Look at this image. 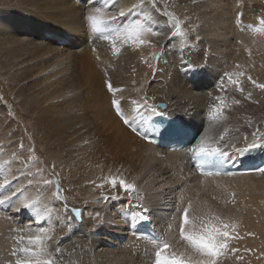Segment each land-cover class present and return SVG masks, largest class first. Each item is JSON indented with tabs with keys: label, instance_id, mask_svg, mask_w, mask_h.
<instances>
[{
	"label": "bare ground",
	"instance_id": "1",
	"mask_svg": "<svg viewBox=\"0 0 264 264\" xmlns=\"http://www.w3.org/2000/svg\"><path fill=\"white\" fill-rule=\"evenodd\" d=\"M55 2L50 3V9L63 7ZM136 2L139 5L122 20L102 26L115 29L113 35L107 39L98 36L101 41L115 36L116 40L131 27L129 19L134 17L153 30L141 37L144 43H139L137 51H130L131 80L112 78L111 85L118 89L111 93L106 84L102 85L91 51L87 50L89 57L86 53L67 55L68 61L85 71L80 98L84 102L77 100L80 110L74 115L62 116L52 109L43 117L45 126L35 125L33 133L46 159L55 165L64 189L95 202L113 190L107 184L102 189L97 185L115 175L135 185L131 201L117 187L113 192L125 198L104 203L99 200L96 208L87 206L77 223L73 212L63 216L56 211L52 200L48 201L50 195L40 183L35 184L40 172L30 177L28 167L18 166L16 150L2 143L0 184L5 180L11 183L0 191L4 196L22 191L0 205V264H15L13 248L30 246L27 239L18 242V238L37 235L41 224L56 234L64 229L55 241H45L58 264H153L156 244L134 236L132 230L150 217L158 237L170 243L169 254L188 252L179 236V224L189 203V227L194 224L200 230L205 224L218 223L213 219L217 215L226 223H235L237 227L229 231L238 238L231 241L238 250L249 252L248 264H264V180H258L264 171L200 176L181 151H162L141 136L149 134L147 124L155 114L166 113L183 116L194 125L195 147L205 140L211 148L240 157L234 149L253 143L252 133L257 129L255 142L264 144L260 139L264 133V89L248 81L251 76L257 84H264V31L255 30L264 28L258 20L264 17V0H155V6L152 0ZM77 12L71 16L76 18ZM237 13L243 14L240 24ZM72 25L76 32L82 27L76 21ZM53 36L70 48L75 42L70 37ZM230 72L243 73L233 77L241 82L243 92L227 82L224 74ZM221 81L226 91H221ZM217 97L224 103L220 104ZM113 99L120 101L123 115L113 108ZM237 100L239 103H234ZM150 102L159 109L150 113ZM158 102L166 108L161 109ZM214 106L223 109L216 118ZM125 119L130 123L125 124ZM30 201L37 202L39 215L36 210L24 209ZM129 203H140L148 211L141 218L139 209L129 207ZM57 247L61 253H56ZM17 255L23 258V253Z\"/></svg>",
	"mask_w": 264,
	"mask_h": 264
},
{
	"label": "rangeland",
	"instance_id": "2",
	"mask_svg": "<svg viewBox=\"0 0 264 264\" xmlns=\"http://www.w3.org/2000/svg\"><path fill=\"white\" fill-rule=\"evenodd\" d=\"M53 2L55 0H0V144L6 143L5 145L16 150L18 166L28 167L30 177L40 172L35 184L40 183L39 186L50 195L48 201L52 200L49 202L55 204L56 211L66 216L72 213V209H80L82 212L89 205L92 208L98 205L84 200L68 188L64 189L53 167L55 165L46 159L42 148L36 144L34 126L39 123L45 126L43 117L52 112V109L62 116L74 115L80 110L79 105L84 102L80 98L84 93L81 81L85 71L80 65L76 66L74 62L67 60V55L71 53H86L89 57L87 50L91 51L90 58L102 77V85L106 84L111 93L114 91L109 90L108 84H112V78L131 80L130 51H137L140 48L139 42H133L134 38L128 37L126 29L116 40L115 36L113 40L101 41L98 33L92 31L87 16L99 14L106 21L109 17L122 20L119 16L121 11L128 12L139 4L136 0H115L114 5L112 0H59L56 2L63 4V7L50 9L49 5ZM73 11H78L76 18L71 16ZM1 19L5 21L4 25ZM75 21L82 25L78 32L73 31L72 23ZM136 21L135 17L129 19V24L133 25ZM53 34L70 37L75 42L71 43L70 48L66 42L57 41ZM120 44L128 45L117 48ZM62 48L64 50H60ZM97 54L100 58L94 57ZM151 76L154 77L153 71ZM112 88L118 89L115 85ZM150 104V113L153 112L152 109H159L153 102ZM1 152L3 150L0 146ZM56 177L61 188L60 197L57 198L56 181L54 182ZM44 180H51V183L45 186ZM258 180L261 182L264 176H260ZM100 191L99 189L98 193ZM113 191L104 196L116 195ZM100 200L101 203L106 201ZM65 202L68 211H65ZM90 222L94 220L91 218ZM42 226L43 224L40 225ZM63 232L64 229L58 232L60 234L50 232L51 240L55 241ZM234 244L233 241L229 242L228 250L218 258L219 264H248L246 258L249 252L241 249L232 253L230 249H237ZM254 251L257 254L256 248Z\"/></svg>",
	"mask_w": 264,
	"mask_h": 264
},
{
	"label": "snow or ice",
	"instance_id": "3",
	"mask_svg": "<svg viewBox=\"0 0 264 264\" xmlns=\"http://www.w3.org/2000/svg\"><path fill=\"white\" fill-rule=\"evenodd\" d=\"M153 6H155V0H152ZM112 3L114 5L115 0H112ZM135 6H133L132 9H129L128 12L121 11L119 13V16L124 17L131 13ZM99 12V10H97ZM242 13H237V23L240 24ZM259 24L264 25V18H258ZM87 20L90 24V27L94 33H104L107 32L108 29L106 27H102V25H105L106 23H110L116 20V17H109L107 21L103 18L102 15L99 14H89L87 16ZM175 27L177 29L180 28V23L176 22ZM257 32L264 31V28H256ZM153 30L149 27H145L141 21L137 20L129 29H127V35L129 38H134L133 42H139L144 43V40L141 39L142 36L145 34L152 33ZM176 33H173V36H175ZM108 38L107 36L105 37ZM158 59V57H157ZM192 65L189 64V68H191ZM239 67V65H237ZM242 72L238 73H225L224 76L228 83H231L236 86V89L240 92H243V87L241 86V82L237 79H234V76H242ZM248 81L252 83L253 85L264 89V84H257L255 80L252 79L251 76L248 77ZM109 90L112 89L111 83L108 84ZM220 89L221 91H226V88L224 87V81H221L220 83ZM220 104H223L224 101L221 99V97L216 98ZM113 105L116 107L119 114L123 115V113L120 111V101L119 100H113ZM234 103H239V101H234ZM145 107L147 105L145 104ZM154 112L155 109H152ZM222 111V108L219 106H214L213 109V117L216 118L217 113H220ZM125 124H129L130 121L128 119L124 120ZM228 129H225V132H227ZM257 132H259V129H257ZM257 132L252 133L254 142L248 143L246 147L244 148H236L234 149L235 153L237 155H245L246 153H249L256 148H264V144H257L255 142V137L257 135ZM223 139V137H221ZM245 142L247 143V135L244 137ZM260 139L264 140V133H260ZM22 147V145H21ZM198 160H204L206 158H210L213 155H218L220 158H227L231 159V155L226 152L220 151L219 148H211L208 146L207 142L205 140H201V142L192 150ZM221 162V161H218ZM196 167L203 173L205 169L202 167V164L197 163ZM260 171H264V169H260ZM10 181L5 180L3 184H0V190L6 189L8 185H10ZM51 183V180H44L43 184L46 186ZM105 184L110 186L113 190H115L117 187H119L126 195V198L131 201V194L135 190V185L132 183H128L124 178L118 177V176H110L105 178L104 182L97 185L99 188H104ZM22 190H17V192H21ZM17 192L12 193V196H4L3 191H0V205H5L13 200L14 197L17 196ZM61 194V188L59 185V181H56V192L55 196L60 197ZM125 197L120 196H104L101 195L95 202H99L100 199L103 200H119L123 199ZM36 201H30L24 205V209H33L36 210L37 215H39V210L36 209ZM129 207H135L139 209V215L141 218H143L144 214L148 211V209L144 208L140 203H137L135 205H132L129 203ZM191 208V203H189L188 206L183 208V211L180 215V224H179V236L181 240L185 241L189 251L188 252H172L169 254V249L171 247L170 243L166 241L162 236L161 237H155L154 243L156 244V250H155V260L153 264H219V259L222 257L225 252L228 250L229 242L233 239H236L235 235H233L232 232L229 231V229H235L237 225L235 223L229 224L224 222L220 216H214L213 219L216 220L218 223L212 224L208 223L203 226L202 229L197 230L195 225L193 224L191 227L188 225L191 223L190 217H189V210ZM19 211V210H18ZM65 211H68L67 205L65 202ZM74 213V216L77 220L81 218V210L80 209H72L71 210ZM50 216V213H49ZM97 216H99V213H97ZM35 219V217H33ZM193 219H196L194 217ZM171 227V226H169ZM38 234L35 236H28L26 238L19 237L18 242L27 239V242L30 246L28 247H20L19 249L13 248L12 255L16 256L15 264H58V261L55 259V256L53 253L48 251L47 244L45 243L46 240L51 239V234L49 232V229L44 227H39L37 229ZM232 253H236L238 249L232 248L230 249ZM23 253V258L17 255V253ZM56 253H61V249L59 247L56 248ZM239 259V257H237Z\"/></svg>",
	"mask_w": 264,
	"mask_h": 264
},
{
	"label": "water",
	"instance_id": "4",
	"mask_svg": "<svg viewBox=\"0 0 264 264\" xmlns=\"http://www.w3.org/2000/svg\"><path fill=\"white\" fill-rule=\"evenodd\" d=\"M156 105L159 106L160 108L166 107L163 102H158Z\"/></svg>",
	"mask_w": 264,
	"mask_h": 264
}]
</instances>
